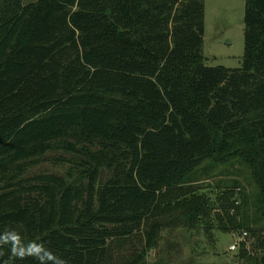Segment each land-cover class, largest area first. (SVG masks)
Segmentation results:
<instances>
[{"label": "trees", "instance_id": "trees-1", "mask_svg": "<svg viewBox=\"0 0 264 264\" xmlns=\"http://www.w3.org/2000/svg\"><path fill=\"white\" fill-rule=\"evenodd\" d=\"M205 17V0H0V264H147L162 215L195 229L213 209L184 187L208 159L251 169L264 220V0H245L240 67L206 63ZM48 155L66 172H33ZM257 244L242 264H264Z\"/></svg>", "mask_w": 264, "mask_h": 264}, {"label": "rangeland", "instance_id": "rangeland-1", "mask_svg": "<svg viewBox=\"0 0 264 264\" xmlns=\"http://www.w3.org/2000/svg\"><path fill=\"white\" fill-rule=\"evenodd\" d=\"M31 1L36 0H26ZM205 4L207 17L203 53L206 63L211 66L240 67L244 54L245 0H205ZM50 156H46L32 171L66 172L65 167L53 165ZM110 174L109 170L103 169L101 181ZM187 179L199 180L184 187L191 188L194 195L208 201L213 209L207 212L202 220L205 221L195 229L187 228L182 217L181 221L171 223L169 219L166 220V215H162L164 227L161 240L158 247L150 251L147 264H242V248L255 253L259 239L264 237V220H256L261 216L255 212L253 203L260 189L251 169L238 162L218 165L208 159L190 172ZM231 189L235 192L234 196L227 195ZM242 194L249 202L247 212ZM233 198L236 199L235 205L231 203ZM226 211L252 225L250 229L246 228L249 235L236 250L229 247L244 229L225 232L217 227L221 213ZM174 212L182 215L185 210L179 207Z\"/></svg>", "mask_w": 264, "mask_h": 264}, {"label": "built area", "instance_id": "built-area-1", "mask_svg": "<svg viewBox=\"0 0 264 264\" xmlns=\"http://www.w3.org/2000/svg\"><path fill=\"white\" fill-rule=\"evenodd\" d=\"M248 235H249V232H248L247 230H244V231L242 232V234H241L239 237H237V238L234 240V242L230 245L229 249H230V250H236V249L240 246V244H241L244 240H246V238L248 237Z\"/></svg>", "mask_w": 264, "mask_h": 264}, {"label": "crops", "instance_id": "crops-1", "mask_svg": "<svg viewBox=\"0 0 264 264\" xmlns=\"http://www.w3.org/2000/svg\"><path fill=\"white\" fill-rule=\"evenodd\" d=\"M206 17H207V15H206ZM206 17H205V19H206Z\"/></svg>", "mask_w": 264, "mask_h": 264}]
</instances>
